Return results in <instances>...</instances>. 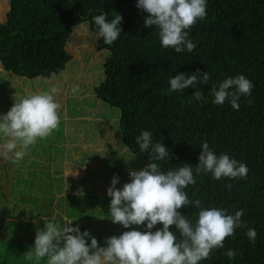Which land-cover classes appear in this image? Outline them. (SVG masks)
<instances>
[{"label": "trees", "instance_id": "trees-1", "mask_svg": "<svg viewBox=\"0 0 264 264\" xmlns=\"http://www.w3.org/2000/svg\"><path fill=\"white\" fill-rule=\"evenodd\" d=\"M137 3L9 0L0 22V68L27 80L58 75L71 60L68 47L73 31L87 22L96 36L94 49L107 53L104 78L93 88L94 96L118 110L121 143L143 159L144 167L152 161L148 152H140L136 137L148 130L153 133V142L163 143L170 153L169 161L159 162L164 172L183 164L194 168L205 141L218 156L227 154L249 169L246 180H215L211 173L201 174L195 177V185L184 190L190 200L200 199L206 208L225 209L233 215L243 209L247 228L257 231L253 244L245 235L247 228L236 229L235 238H228L224 249L214 251L211 259L200 264H264V0H207L206 19L197 21L189 32L196 45L191 53L163 48L159 30L144 26L148 14ZM102 13L109 22L118 14L122 16L118 25L121 35L112 45L98 36L92 20ZM197 70L210 74L208 85L197 86L204 100L193 99L197 87L189 86L182 93L168 91L171 77ZM240 74L254 85L251 97L240 98L239 110L227 101L215 105L211 86ZM16 176V183H22ZM228 184L232 185L230 190ZM29 186L32 189L27 183ZM30 201L33 209L22 208L14 214L0 193V264H49L47 258H36L33 248L37 229H44L45 221L51 222L47 218L52 216V201L49 197L45 203L35 198ZM25 202L19 195L13 203ZM179 211L194 222L199 210L189 205ZM162 227L158 224L152 231ZM138 230L146 231V224ZM170 230L177 232L174 225ZM229 248L236 252L231 260L223 255Z\"/></svg>", "mask_w": 264, "mask_h": 264}, {"label": "clouds", "instance_id": "clouds-1", "mask_svg": "<svg viewBox=\"0 0 264 264\" xmlns=\"http://www.w3.org/2000/svg\"><path fill=\"white\" fill-rule=\"evenodd\" d=\"M137 7L148 14L144 26L159 30L163 48L174 49L176 53H191L195 49L189 32L197 21L206 19L207 0H138ZM92 20L106 45L119 39L121 15L109 22L107 14L102 13L93 16ZM197 73L171 77L168 91L182 93L189 86L208 85L210 74ZM253 87L252 81L240 74L228 77L218 85L213 84L210 95L215 105L227 101L233 109L239 110L240 98L251 97ZM192 96L196 101L205 99L198 87ZM247 103L251 105L253 101L249 99ZM59 108L50 93L32 94L16 100L7 114L0 115V134L8 138L2 146L5 156L12 154V162L16 163L25 156L18 147L27 149L56 131L60 125ZM136 143L140 152H148L152 162L142 170H130V182L124 183L122 189L116 187L119 178L114 176L107 190L111 197L110 219L132 230L106 238L102 247L89 231L81 232L79 226L69 227L73 221H66L63 226L45 221V228H38L36 232L33 248L36 258H47L49 264H200L211 259L214 251L224 249L226 240L235 238L236 229L247 228V221L242 220L243 209L233 215L225 209L206 208L200 199L190 200L184 191L195 185V177L201 174L211 173L215 180H246L249 169L245 163L227 154L218 156L205 141L200 146L202 152L194 168L183 164L164 172L159 162H167L171 157L163 143H154L153 133L148 130L136 137ZM227 187L230 190L232 185ZM189 205L199 210L194 222L179 211ZM145 224L146 231L138 230ZM158 224L163 227L153 232ZM173 225L177 232L170 230ZM245 235L255 244V228H247ZM86 237L91 240L90 244ZM223 255L231 260L236 252L229 248Z\"/></svg>", "mask_w": 264, "mask_h": 264}, {"label": "rangeland", "instance_id": "rangeland-1", "mask_svg": "<svg viewBox=\"0 0 264 264\" xmlns=\"http://www.w3.org/2000/svg\"><path fill=\"white\" fill-rule=\"evenodd\" d=\"M8 1L0 0V22ZM95 41L88 23L80 25L73 31L68 47L70 62L48 80L17 78L0 68V115L7 114L16 100L32 94L50 93L60 105L59 128L27 149L18 147L25 156L16 163L12 162V154L5 156L2 146L8 138L0 134V193L10 202L14 214L22 208L33 209L31 198L45 203L49 197L52 216L45 217L47 220L61 226L73 221L69 227L89 231L103 247L106 238L125 232L109 215L111 197L107 190L112 179L117 176L116 187L122 189L130 182L129 171L142 170L144 161L122 145L118 110L94 96L93 88L104 78L107 56L105 51L94 49ZM75 174H80L79 178L71 179ZM16 175L22 183H16ZM27 183L33 185L32 189ZM23 192L25 195L20 194ZM19 195L27 202L13 203Z\"/></svg>", "mask_w": 264, "mask_h": 264}, {"label": "crops", "instance_id": "crops-1", "mask_svg": "<svg viewBox=\"0 0 264 264\" xmlns=\"http://www.w3.org/2000/svg\"><path fill=\"white\" fill-rule=\"evenodd\" d=\"M71 179H73V178L71 177Z\"/></svg>", "mask_w": 264, "mask_h": 264}]
</instances>
